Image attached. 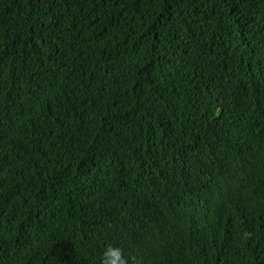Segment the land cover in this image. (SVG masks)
<instances>
[{"label": "trees", "instance_id": "16d2710c", "mask_svg": "<svg viewBox=\"0 0 264 264\" xmlns=\"http://www.w3.org/2000/svg\"><path fill=\"white\" fill-rule=\"evenodd\" d=\"M264 264V0H0V264Z\"/></svg>", "mask_w": 264, "mask_h": 264}, {"label": "clouds", "instance_id": "9594fccd", "mask_svg": "<svg viewBox=\"0 0 264 264\" xmlns=\"http://www.w3.org/2000/svg\"><path fill=\"white\" fill-rule=\"evenodd\" d=\"M102 264H128V259L120 246L108 244L103 250Z\"/></svg>", "mask_w": 264, "mask_h": 264}]
</instances>
